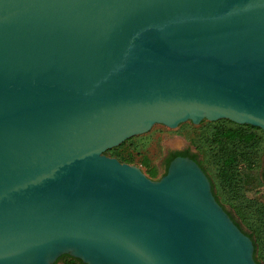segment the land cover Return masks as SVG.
Wrapping results in <instances>:
<instances>
[{
    "label": "water",
    "instance_id": "95a60500",
    "mask_svg": "<svg viewBox=\"0 0 264 264\" xmlns=\"http://www.w3.org/2000/svg\"><path fill=\"white\" fill-rule=\"evenodd\" d=\"M203 118L264 131V0H0V264H257L196 160L105 154Z\"/></svg>",
    "mask_w": 264,
    "mask_h": 264
},
{
    "label": "rangeland",
    "instance_id": "374dc122",
    "mask_svg": "<svg viewBox=\"0 0 264 264\" xmlns=\"http://www.w3.org/2000/svg\"><path fill=\"white\" fill-rule=\"evenodd\" d=\"M223 125L234 126L231 120L227 118L217 120L203 118L199 123L186 120L174 127L155 123L147 131L125 139L110 151H105V154L137 165L146 175L151 172V178L158 179L164 174L163 159L166 151L168 149L189 147L193 152L197 153L198 159L202 163V167L208 175L221 204L226 210L230 211L242 228L246 232L251 233L256 239L258 247L256 253L254 252V258L256 256L257 259L263 262V255L259 248L261 247V241L258 242L259 238L257 239L259 232L256 229V222L251 208L245 205L247 203L245 201L240 206L239 202L241 200L229 190V182L222 180L220 167L211 160L206 148L202 147L203 141L210 136L211 130L215 126ZM262 132L264 133L263 130ZM257 153L258 157L255 164L245 167L243 162H239L235 166L233 175L239 177V184L241 183L248 199L264 204V140L260 144L259 149L257 148ZM60 263L61 260L58 264Z\"/></svg>",
    "mask_w": 264,
    "mask_h": 264
},
{
    "label": "trees",
    "instance_id": "16d2710c",
    "mask_svg": "<svg viewBox=\"0 0 264 264\" xmlns=\"http://www.w3.org/2000/svg\"><path fill=\"white\" fill-rule=\"evenodd\" d=\"M234 126H215L213 130H211L210 136L203 141L202 147L205 149L211 158V160L216 163L220 167V174L223 181L229 182V190L234 194L235 197L241 200L239 202L240 206H242L243 202H247L245 205L251 208V212L254 216L256 222V229L258 230L257 239L258 242L261 241L260 251L263 255V262L260 259H257L255 256V260L257 264H264V204L252 201L245 196V192L242 188L241 183L239 184V177L233 175V171L235 166L239 162H243L245 167L255 164L256 158L258 157V153L256 154L257 148L259 149L260 144L264 140V133L260 129V127L248 124V123H236L232 122ZM122 143V142H121ZM120 143V144H121ZM199 147V146H198ZM113 148V147H112ZM112 148L106 150L110 151ZM200 148V147H199ZM179 152L174 154L178 155ZM193 159L196 157L197 153L192 154ZM121 162L122 159H119ZM171 160V159H170ZM169 159L165 162L164 173L167 170ZM127 163V162H126ZM198 163L202 167V163L198 160ZM203 168V167H202ZM150 178L152 177V173H148ZM220 178V180H221ZM263 182H264V173H263ZM223 189V186H222ZM212 190L215 198L221 204L218 195L214 191L213 185ZM238 204V205H239ZM222 205V204H221ZM223 206V205H222ZM224 207V206H223ZM225 208V207H224ZM226 210V208H225ZM234 222L247 234L253 241L254 244V252L256 253V249L258 247L256 239H254L251 233L246 232L240 223L233 217L230 211L226 210ZM255 255V254H254ZM61 260L60 264H86L79 258H75L69 254H64L60 256L54 263L58 264Z\"/></svg>",
    "mask_w": 264,
    "mask_h": 264
},
{
    "label": "flooded vegetation",
    "instance_id": "af4514ba",
    "mask_svg": "<svg viewBox=\"0 0 264 264\" xmlns=\"http://www.w3.org/2000/svg\"><path fill=\"white\" fill-rule=\"evenodd\" d=\"M176 152H179L178 153V155H175L174 156V154L176 153ZM195 152H193L189 147H185V148H179V149H168L167 151H166V153H165V156H164V159H163V165H164V168H165V162H166V160H172L174 157H176V156H188V157H190V158H193L192 156V154H194ZM195 159L194 160H196L197 162H198V156L196 155V157H194ZM170 160V161H171ZM169 161V162H170Z\"/></svg>",
    "mask_w": 264,
    "mask_h": 264
}]
</instances>
